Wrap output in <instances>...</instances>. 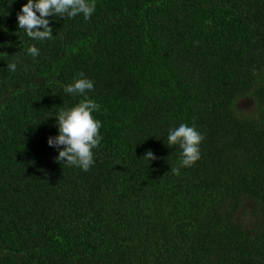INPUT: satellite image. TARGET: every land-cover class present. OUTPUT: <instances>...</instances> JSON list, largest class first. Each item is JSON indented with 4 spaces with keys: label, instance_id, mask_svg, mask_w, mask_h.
Instances as JSON below:
<instances>
[{
    "label": "trees",
    "instance_id": "1",
    "mask_svg": "<svg viewBox=\"0 0 264 264\" xmlns=\"http://www.w3.org/2000/svg\"><path fill=\"white\" fill-rule=\"evenodd\" d=\"M26 2L0 0V264H264V0H96L43 42ZM81 72L103 124L87 172L48 144ZM181 123L204 140L176 173Z\"/></svg>",
    "mask_w": 264,
    "mask_h": 264
},
{
    "label": "clouds",
    "instance_id": "2",
    "mask_svg": "<svg viewBox=\"0 0 264 264\" xmlns=\"http://www.w3.org/2000/svg\"><path fill=\"white\" fill-rule=\"evenodd\" d=\"M96 9V0H27L17 14L18 27L31 40L43 42L54 36L49 17L75 18L82 14L89 20ZM26 52L32 57L41 54L36 43L30 44ZM17 68V62L8 63L9 71L15 72ZM94 88V80L83 72L79 73L78 77L64 87V91L70 95H83L84 99L75 105L61 107L50 116L57 118L58 134L48 139L49 146L58 150L56 160L85 172L95 165L94 150L99 148L103 140V124L94 116L99 105L88 98V93ZM203 140V133L194 123H181L169 128L166 144L171 147L178 145L180 149L178 166L171 167V171L178 173L181 167H192L199 161ZM143 158L152 161L156 156L152 150H148Z\"/></svg>",
    "mask_w": 264,
    "mask_h": 264
},
{
    "label": "rangeland",
    "instance_id": "3",
    "mask_svg": "<svg viewBox=\"0 0 264 264\" xmlns=\"http://www.w3.org/2000/svg\"><path fill=\"white\" fill-rule=\"evenodd\" d=\"M241 105L242 106H249L248 103H246V102L241 103Z\"/></svg>",
    "mask_w": 264,
    "mask_h": 264
}]
</instances>
